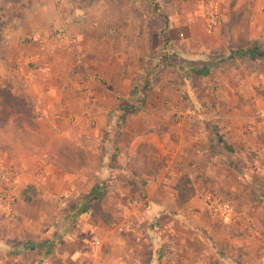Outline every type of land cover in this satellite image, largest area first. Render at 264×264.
Masks as SVG:
<instances>
[{
  "label": "crops",
  "instance_id": "crops-1",
  "mask_svg": "<svg viewBox=\"0 0 264 264\" xmlns=\"http://www.w3.org/2000/svg\"><path fill=\"white\" fill-rule=\"evenodd\" d=\"M230 3V0H223L224 7L233 6ZM219 4H214L216 11L220 7ZM261 10L264 8L261 7ZM149 14V0H63L59 3L56 0H0V80L7 77L17 78L19 74L24 93L31 97L35 113L57 131L58 138L78 137L88 159L84 171L63 173L51 163L47 152L49 147L35 151L27 150L18 144L21 154L27 157L17 160L8 153L5 145L0 144V170L10 165L32 168L30 173L20 177L17 189L20 193L25 187H32L35 194L31 202L18 198L23 208L18 204V214L22 217L24 225H47L59 199L63 200V204L77 203L95 187L102 190V197L98 200L92 199L91 211L83 214H95L102 229L106 230L108 227L104 213L110 212L115 217L122 215L119 214L120 211L131 214L137 223H131L132 232L118 234L111 230L104 236L111 249L107 264H217L225 259L217 253L219 248L209 242H201L198 245L190 235L187 237L185 234H179L173 227L181 216V209L190 205L197 197L196 187L201 182L214 180L223 186L231 187L233 185L230 186L226 177L229 175L236 181H243L246 188L249 187L246 173H243L241 168L231 166V169L228 166L230 162L228 164L219 159L212 146L214 143L218 144V141L211 142L209 126L202 121L190 126L179 125V132L175 137L176 150L171 153L172 161L169 163L174 165L176 175L175 186L172 188L175 198L166 202V206L162 204L163 210L156 215H153L152 208L145 205L146 200L137 199V206H134L129 199H122L126 197L125 193L122 189H117L118 182L123 181L127 191L130 185L129 171L135 173L131 160L135 153L133 147L136 142L146 141L147 134L134 138L131 127L125 122L113 157L110 149H104L103 142L108 138L105 131L112 115L115 114L113 110L118 106L117 96L128 99L129 94H137L140 90L150 91L158 87L165 89L162 76L165 71L162 70L166 69H158L159 64L157 65L158 47L163 43V37L156 38L152 35L155 25L150 21ZM262 17L264 18V15ZM63 21L69 22L79 39L80 47L84 50V60L80 65L84 71H76L75 55L52 38V30ZM223 21L226 23L227 20ZM186 25L184 27L188 33L185 39L193 42L194 36L189 34L192 25ZM223 25L225 27V24ZM164 27L165 37L174 44H181L179 37L184 32L178 31L176 22L170 21L168 26ZM209 31L216 32L215 27ZM224 37L223 34L219 35L222 40ZM256 37L258 36L252 35L251 39ZM208 50H201L202 55L211 58L213 50ZM229 53L227 50L226 55L232 56L229 61H233L234 65H228L222 72L228 84V96L220 102L222 112L217 115L220 121L213 124L236 153L240 151L247 157L252 152L254 161L251 169L264 187V124L241 109L246 108V100L244 96L242 101L238 94V83L243 81L241 76L245 77L244 81H248L251 87L264 90V60L259 57L253 60L238 52ZM21 63L31 65L29 68H23ZM9 64L14 65V68ZM211 65L215 66L214 63ZM155 70H158V79L147 77V74L154 75ZM149 79L157 82V85L149 86ZM179 80L181 81L180 78ZM163 89L159 91L162 93ZM168 89L176 94L172 87ZM151 100L148 97L147 103L150 104L149 102L153 101ZM158 103L159 106H164L165 98H159ZM262 111L264 112V108ZM208 115L214 116L213 113L205 116ZM129 116L131 115H127ZM75 129L81 132L77 137ZM110 138L112 140V136ZM161 144L163 148L168 147V138ZM165 153H169V150ZM108 157L115 160L114 166L111 163L106 164ZM103 171H112L116 181L102 186ZM136 175L141 179L140 175ZM149 184L150 182L145 187ZM184 185L188 188L185 189ZM190 186L193 187L194 194H190ZM104 187L107 188L108 195L105 198L108 200L103 199L106 191ZM256 201L264 203V198L256 196ZM97 202H102V205L106 203V208L94 210ZM30 209L36 214L29 215ZM171 209L177 210L172 212ZM47 210L49 216L45 213ZM57 210L59 211V207ZM70 213L71 211L67 214ZM67 214L64 215V223L67 221ZM192 214L189 215L194 218ZM1 216L0 211V250L6 247L11 251L15 249L8 243L9 238L5 237V231H2L7 226L13 234L38 233L36 229H16L3 224ZM152 216L162 223L161 237L157 238L158 240L151 235ZM165 218H169L171 222L164 221ZM78 219L79 217L71 225L81 226L82 222ZM72 230L70 228L67 234L60 238L66 243L78 245L81 236L74 234ZM60 231H63V227ZM61 232L55 228L51 234L53 239ZM166 243L169 245H165ZM24 246L25 242H22L17 249L23 251Z\"/></svg>",
  "mask_w": 264,
  "mask_h": 264
},
{
  "label": "rangeland",
  "instance_id": "rangeland-1",
  "mask_svg": "<svg viewBox=\"0 0 264 264\" xmlns=\"http://www.w3.org/2000/svg\"><path fill=\"white\" fill-rule=\"evenodd\" d=\"M230 1V4L233 6L228 8L227 6H223V0H149V19L155 25V31H152V35L156 38H160V36L163 37V43L158 47L159 62L157 65L159 64L158 69L162 67L166 69L162 70L165 71L162 76L164 77L163 82L166 86L165 89L158 87L150 91L140 90L137 94L133 92V94H129L128 99L117 96L118 106L113 110L117 113L115 118L118 120V117L123 114L124 110L127 111V113L123 114L120 118L123 123L114 124L110 122V124H108L105 131L108 133L106 136L108 138H105L103 143L105 145L104 149H107V151L110 149L111 156L115 154V146L117 140H119L125 122H128V125L131 127L130 131L134 135V138L147 134L148 139L146 141L135 143L133 147L135 150L134 155L138 152L152 164L155 166L157 165V167L159 166V168L149 176L150 184L148 186L145 187L141 183V179L136 175V172L135 174L129 171L128 180L130 185H128L127 191L125 190L126 186L123 181L118 182L119 188L117 189L120 191L122 189L126 196L122 199H129L133 202L134 206H137V199L146 200L145 205L152 208L153 215L163 210L162 204L165 205L166 202L173 201L175 198V195L172 193V188L175 186L176 175L174 172V165H170L169 163L172 161L171 158L174 150H176L174 149L177 145V138L175 137L177 136L176 133L179 132V125L185 124L190 126L202 121L205 122L207 126H210L220 121V118L217 117V115L222 112L220 102H222V98L228 96V84L222 72L228 65H234L233 61H229L228 54L226 55L227 50H229L230 53H237L254 46L259 47L261 50L264 49V18L262 17L264 15V10H261V7L264 8V0ZM217 2L220 3V7L216 11L214 4ZM224 19L227 20L226 23H224ZM165 21L166 24L164 25ZM170 21L176 22L177 26H179L177 28L178 31L184 32V34L179 37L181 39V44H174L165 37L164 26H168ZM67 23L69 24V22ZM186 24L192 25L189 34L194 36L193 42H188L185 39L188 33L186 32L187 28L184 27L187 26ZM223 24H225V27ZM213 27H215L216 32L209 31V29ZM110 33L112 32L110 31ZM222 34L225 36L224 40L219 38V35ZM252 35L258 37L251 39ZM204 49L213 50L212 52L210 51L211 58L202 55L201 50ZM80 50L82 60L78 62L75 56V64H77L75 65L76 71H84V69L80 67L84 60V50L81 47ZM187 51L190 53H187ZM212 63H214L215 66H210ZM21 65H23V68H29L31 63H21ZM9 66L14 68L12 64H9ZM206 67H210L208 76L197 74L194 71L195 69H203ZM73 68L74 67H72V70ZM162 71L160 70V72ZM147 77L158 79V70H155L154 75L147 74ZM241 79L243 81L238 83V94L241 98L245 96L246 100V108L241 109H243L246 114L251 115L257 119V121L260 120V122L264 124L256 115L257 108L261 110L264 108V90L259 87H251L248 81H244V76H241ZM21 83L22 81L19 74H17V78L10 79L7 77L6 79L2 78L0 80V110L1 114L8 122L6 127L11 128L9 132L12 134H17L18 98L24 97V100H26L24 102L29 101L32 104L31 97L24 93V88ZM151 84V87H154L157 85V82L150 80L149 86ZM168 87H172V90H175L176 94L171 93ZM162 89L163 91L161 93L160 91ZM255 96H257V98H255ZM148 97L150 100H153L149 102L150 104L147 103ZM161 97L165 98L164 106H159L158 99ZM178 111L181 112V114L177 119L175 112ZM210 113H213L214 116H205ZM129 114L131 116L127 117ZM111 121H113V119ZM42 122L43 125L45 122ZM219 125L221 126L220 123ZM47 126L46 128L43 125V129L45 131L49 130L48 132L52 134L54 138H58L57 131L52 129L49 125ZM25 127L28 128L29 126L26 125ZM75 133L77 137L81 132L75 129ZM111 136L112 140L110 138ZM165 138H168L169 146L163 148L161 147V143L164 142ZM72 139L81 142L78 140V137ZM212 146L217 152L219 159H222L228 164L230 162L228 165L230 168L231 166L238 167L239 169L241 168L243 173H246L245 177L249 181V187L246 188L243 181H236L233 176L229 175H226V177L230 186L231 184L233 185L231 187L223 186L214 180L201 182L196 187L197 197L190 205L188 204L187 207L181 209V216H179V220L173 227H175L174 229L179 234H185L187 237L190 235L191 239L193 238V241L198 245H200L201 242H209L219 248L217 253L223 255L225 259L218 261L217 264H264V203L256 201V196L258 198L259 196L264 198V187L260 179L256 177L254 171L251 169L254 155L251 152L245 157L240 151V153L237 152L232 155L228 153L219 142L218 144L214 143ZM164 149H166V151L169 150V153H165L166 151H163ZM25 157L27 156H20L19 159ZM109 157L106 159V164L109 165L111 163L113 165L115 160L112 158L113 156L111 159ZM101 179L103 180L102 186L109 185L110 182L116 181L112 171H103ZM206 187H213L221 198L231 202L234 211V217L231 222H221L208 214L201 198L202 190ZM104 189L106 191L104 192L105 196L103 199L108 200V198H105L108 195L107 188L104 187ZM18 196L19 192L17 191L15 195V215L13 218L1 211V220L4 222L3 224L15 227L16 229H36L38 233L37 235L29 232L22 235L18 233L13 234L14 232L10 231L7 226L5 230L2 231H5V237L8 236L7 238H9L8 243L15 247V249H17V246L21 245L22 242H25L26 245L31 242L39 244L43 241H48L56 243V246H54L52 253L43 261H39L42 253H40L38 248H28L21 252L14 253L10 248L6 247L0 250V264H107L106 262L110 259L109 255L111 249L109 246L110 243L106 241L104 236L111 232V230L118 234L132 232L133 226L131 223L135 222V224H137L131 217L132 215L124 211H120L119 214L122 215H118L117 217L107 212L103 214L108 225L107 229L104 230L95 214H82L78 216V221H81L82 225H71V229H73L72 232L74 234H80L81 236L80 243L74 245L69 242L66 243V241H63L61 238L53 239L51 234L55 228L58 229V232H61V228L65 225L64 215L70 211L73 212V209H75L74 206L76 207V204H78L80 200L77 201V203L69 202L68 204H63L61 203L63 200L59 199L49 222H47L48 226L45 224L40 227L39 223H37V225H31L29 223H26V225L23 224V219L20 214H18ZM131 202H129L130 205H132ZM101 203L102 202L95 203L97 207L94 208V210H101L100 208L104 210L107 204L105 203L102 205L103 203ZM58 207L59 211L57 210ZM46 208H48V206H46ZM177 209L171 210H173L172 212H176ZM89 210L91 211V205L88 211ZM45 213L49 216V210ZM138 213L140 212L138 211ZM187 213L188 215H186ZM28 214L34 215L36 213L33 209H30L28 210ZM189 214L194 215L195 219L190 217ZM164 221L171 222L169 218H165ZM225 224L236 227L239 235H233L234 230L225 228ZM161 226L162 223L157 219H153L152 216L150 219V229L154 239L161 237ZM40 238H42V240ZM96 239H101L98 252H95L93 248V243Z\"/></svg>",
  "mask_w": 264,
  "mask_h": 264
},
{
  "label": "trees",
  "instance_id": "trees-1",
  "mask_svg": "<svg viewBox=\"0 0 264 264\" xmlns=\"http://www.w3.org/2000/svg\"><path fill=\"white\" fill-rule=\"evenodd\" d=\"M241 55H248L251 59H256L257 57L262 58L264 60V49L261 50L259 47L254 46L252 48H249L245 51L238 52ZM228 58H232V56H228ZM212 66V65H210ZM195 73L201 74L203 76H208L210 73V67H206L203 69H195ZM25 98L20 97L18 98V107H17V134H12L9 131L11 128H7V120L5 117L1 114L0 110V144L5 145L8 153L15 159H19V157H23L22 152L19 149L18 144L21 145L23 148H26L27 150H35V151H41L43 149L48 148V154L51 158V163L57 167L61 172L63 173H77L84 171L86 169L87 165V156L84 152V149L82 148V145L79 141L74 139H67V138H54L52 134H50L47 130L45 131L43 129V125L47 128L48 124L44 123L42 125L41 118L38 114L35 113L34 108L32 104L28 102H24ZM127 111H123V114H126ZM114 114V113H113ZM123 114H121L117 120L115 116L117 113L115 112L114 115H112L113 121L110 120V122L114 124H121L123 123L122 119H120ZM41 120V121H40ZM42 122V123H41ZM29 126L28 128L25 126ZM211 131V142L214 143L215 141H218L219 144L230 154L234 155L236 153L235 149L229 144V142L224 139L221 134L219 133V130L216 125L211 124L209 126ZM49 143V145H48ZM17 145V147H16ZM213 145V144H212ZM132 166L135 170V172L141 176L142 184L145 186L149 182V176L157 171L159 166H155L150 161L145 159L143 156H141L138 152L132 156ZM184 188L187 189L188 186L184 185ZM191 193L194 194L193 187L190 186ZM34 189L32 187H25L22 192L19 193L18 198L23 199L26 202H31L34 200ZM102 197V190L98 187L92 188L89 192V194L82 198L81 201L76 205L73 212L66 215V223L63 226V231L61 234H58L56 238H60L61 236H64L67 234V232L71 228V224L73 221L81 214L88 211L90 206V201L92 199H101ZM16 200V199H15ZM222 222V221H221ZM227 229H233L234 234L238 236L239 232L236 227H233V225H224ZM165 245H169L166 243ZM55 246V243L43 241L39 244H36L34 242L27 243L24 246V249H39L40 253H42V256L39 261H43L46 257H48ZM19 249H14L12 252H20Z\"/></svg>",
  "mask_w": 264,
  "mask_h": 264
},
{
  "label": "built area",
  "instance_id": "built-area-1",
  "mask_svg": "<svg viewBox=\"0 0 264 264\" xmlns=\"http://www.w3.org/2000/svg\"><path fill=\"white\" fill-rule=\"evenodd\" d=\"M61 1L63 0H56L57 3ZM52 38L55 41L62 43L68 51H71L77 57L78 62H81L82 59L79 39L77 35L70 29V26L66 21L61 22L58 27L52 30ZM175 113L178 119L181 112L178 111ZM256 115L264 122V112L261 109H256ZM31 171V167L17 165H12L0 170V211H3L12 218L15 215V195L18 189L20 177L23 174L30 173ZM201 198L208 211V214L211 217L226 223L233 220L234 211L231 202L221 198L213 187H206L203 189ZM100 243L101 242L99 239L94 241L93 248L95 252H98L100 249Z\"/></svg>",
  "mask_w": 264,
  "mask_h": 264
}]
</instances>
